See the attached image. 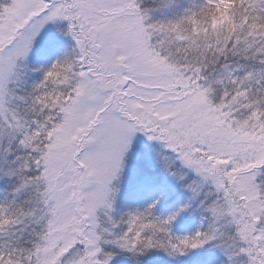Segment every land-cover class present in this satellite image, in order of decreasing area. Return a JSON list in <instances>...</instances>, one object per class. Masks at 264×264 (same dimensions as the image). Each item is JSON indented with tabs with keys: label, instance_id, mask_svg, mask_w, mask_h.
Wrapping results in <instances>:
<instances>
[{
	"label": "snow or ice",
	"instance_id": "obj_1",
	"mask_svg": "<svg viewBox=\"0 0 264 264\" xmlns=\"http://www.w3.org/2000/svg\"><path fill=\"white\" fill-rule=\"evenodd\" d=\"M0 193V264H264V0H0Z\"/></svg>",
	"mask_w": 264,
	"mask_h": 264
},
{
	"label": "rangeland",
	"instance_id": "obj_2",
	"mask_svg": "<svg viewBox=\"0 0 264 264\" xmlns=\"http://www.w3.org/2000/svg\"><path fill=\"white\" fill-rule=\"evenodd\" d=\"M158 2H155V0H139L140 6L149 11L153 20L167 21L180 16L187 8L196 7L201 3V0H172V3L167 6L163 2V4L159 3L157 7ZM49 31L52 32L54 29H49ZM62 45L70 47V42L62 41ZM0 196H2V193H0Z\"/></svg>",
	"mask_w": 264,
	"mask_h": 264
},
{
	"label": "trees",
	"instance_id": "obj_3",
	"mask_svg": "<svg viewBox=\"0 0 264 264\" xmlns=\"http://www.w3.org/2000/svg\"><path fill=\"white\" fill-rule=\"evenodd\" d=\"M155 2H158L157 5H156L157 7H158L159 3L163 4L162 0H155Z\"/></svg>",
	"mask_w": 264,
	"mask_h": 264
}]
</instances>
